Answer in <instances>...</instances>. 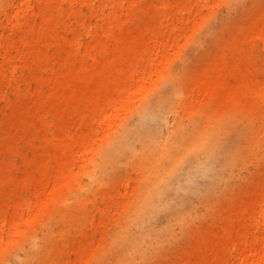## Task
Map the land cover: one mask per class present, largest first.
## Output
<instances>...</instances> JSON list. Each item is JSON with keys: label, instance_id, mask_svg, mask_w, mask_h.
Segmentation results:
<instances>
[{"label": "bare ground", "instance_id": "1", "mask_svg": "<svg viewBox=\"0 0 264 264\" xmlns=\"http://www.w3.org/2000/svg\"><path fill=\"white\" fill-rule=\"evenodd\" d=\"M17 1L24 28L0 34V152L16 158L0 157V185L32 196L0 192V264H264V0ZM130 181L110 238L77 241L66 222L84 201L116 203Z\"/></svg>", "mask_w": 264, "mask_h": 264}, {"label": "rangeland", "instance_id": "2", "mask_svg": "<svg viewBox=\"0 0 264 264\" xmlns=\"http://www.w3.org/2000/svg\"><path fill=\"white\" fill-rule=\"evenodd\" d=\"M142 1H148V0H142ZM17 2L19 1L0 0V34L2 35V38L5 44L10 43L15 32L19 30L18 28H21V30L24 28L23 25L22 26L20 25V27L13 26V23L15 22L13 18V13L17 7ZM35 5H36V2H35ZM3 6H6L7 15L3 14V11H2ZM216 9H217L216 16L213 21L214 23L218 24L221 20H223L226 17V10L224 7H217ZM51 14L52 16H54V11ZM35 19L36 20L34 23L37 29V33L39 35L44 34L46 32L45 28L43 26L38 25L39 16H37ZM140 20H141V15L137 14L133 21L128 22L129 28L132 29L137 23L140 22ZM179 42L183 44L185 42V37H181ZM262 47H263V42L262 40L259 39L256 43V48L258 50ZM19 49L24 52L25 61L28 62L30 65H32L36 72L40 73L41 71L35 62L34 54L30 52L29 50H27V48H21V46H19ZM187 49H189V43L187 44ZM210 55L216 58V56L218 55V52L211 49ZM22 62H19L16 58H13L11 60V63L14 65L18 63L20 64ZM15 74H16V76L14 77L15 84L18 85L21 89H23L26 86V81L30 83V85L32 86L33 78H32V73L29 70L27 69L21 70L20 68H17ZM0 90L9 92L10 96L13 97V94L11 93V91L7 89L4 84H0ZM47 90H48V86L46 84L41 85L40 92H46ZM4 107H5V102L4 100L0 99V108L4 109ZM41 112H43V108H41ZM0 157L2 158L4 163H10L13 161V159H16L15 157H11L5 150L0 152ZM44 157H46V155H44ZM1 174L2 172L0 170V175ZM124 182H125V179L123 177L122 184L119 185L120 190L122 189ZM135 185L136 184L134 183V181H130L126 189L128 191L127 194H125L124 196H121L118 200L119 202L117 201L116 203L113 201H110L109 199L100 198V197H92V199L85 200L82 205L83 211L73 216L74 224L73 222H68L66 220L67 221L66 223H70L73 226L72 232H73L74 238L80 242L83 241V239L84 240L90 239L94 244L97 243L98 240L102 242L107 241L112 234V229L114 228V226L117 225L120 218L123 216L125 212L123 205L132 196V191L136 187ZM195 185H197V183ZM15 190H16V193H12L11 191H8L4 185H0V192L7 197L9 202L12 201L13 195L19 194V196L22 198H25L27 196L29 197L32 196V194L30 193V191H28V189L20 190L18 187H15ZM221 205L222 204L218 201L215 203V205H213V209L215 210ZM100 207H102L103 209L100 210ZM205 213H206L205 208L203 207L197 208V214L199 216L194 222L191 223L192 228L194 230H197V232L201 230L203 223L207 219V216H204ZM223 214L225 213L223 212ZM218 216L216 217V220L219 219ZM87 217H88V220L91 219L92 223L89 224L85 222L87 220ZM80 232L84 235V237L80 234ZM63 237H64V241L66 242V245L68 246V241H69L68 236L64 234ZM186 237L187 236L177 241V248H180L185 244ZM83 256H84V260L86 261L84 262V264H92V262H90L91 260H89L88 258V251H84ZM169 261H170V254H166L165 256L155 259L153 261V264L154 263L155 264H167Z\"/></svg>", "mask_w": 264, "mask_h": 264}]
</instances>
